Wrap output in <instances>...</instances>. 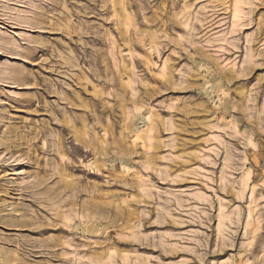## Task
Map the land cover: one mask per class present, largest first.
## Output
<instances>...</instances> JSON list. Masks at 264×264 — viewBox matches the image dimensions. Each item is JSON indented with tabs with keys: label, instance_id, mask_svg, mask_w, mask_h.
Here are the masks:
<instances>
[{
	"label": "rangeland",
	"instance_id": "obj_1",
	"mask_svg": "<svg viewBox=\"0 0 264 264\" xmlns=\"http://www.w3.org/2000/svg\"><path fill=\"white\" fill-rule=\"evenodd\" d=\"M0 264H264V0H0Z\"/></svg>",
	"mask_w": 264,
	"mask_h": 264
}]
</instances>
